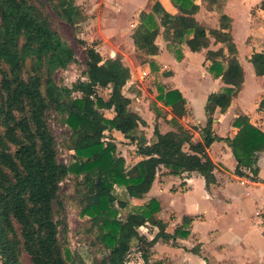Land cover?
I'll list each match as a JSON object with an SVG mask.
<instances>
[{
	"label": "trees",
	"instance_id": "obj_1",
	"mask_svg": "<svg viewBox=\"0 0 264 264\" xmlns=\"http://www.w3.org/2000/svg\"><path fill=\"white\" fill-rule=\"evenodd\" d=\"M202 1L214 10L219 0ZM172 2L177 13L169 12L160 1L151 12H140V23L132 36L137 51L147 55L151 68L157 70L154 56L160 53V34L178 61L185 57L184 47L193 52L206 50L208 71L226 86L208 96L207 123L193 126V130L179 121L187 114L183 93L160 86L158 100L171 108L169 123L175 130L163 133L157 122L149 141L142 129L147 122L133 110L125 92L132 78L130 67L118 58L104 59L96 43L77 37L86 54V79H79L72 87L57 83L56 73L75 62L76 52L53 27L45 8H51L77 34L84 20L77 0H0L2 264H26L25 255L32 264H127L135 240L145 264H163V259L152 258L153 247L159 241L179 247V239L190 236L194 217L185 216L169 232L160 218V200L151 198L134 206L132 199L147 196L162 168L174 175L197 172L205 178L207 188L217 182V165L207 151L222 139L214 132V114L217 109L225 112L230 107L241 91L245 72L233 36L232 17L222 13L219 27H214L197 19L201 6L196 0ZM258 7L264 9V0ZM212 43L223 47L210 49ZM249 61L255 73L264 76V50L253 52ZM99 88L110 90L107 99L99 94ZM104 110L113 111L114 116L107 117ZM259 110H264V99ZM156 112L157 119L167 114L157 106ZM56 118L70 131L65 146L74 153L67 163L59 160V143L52 127ZM234 126L239 131L226 142L238 162L236 173L243 176L244 169H250L258 175L264 131L248 115L237 117ZM114 130L136 144L140 160L128 165L115 140H105L106 132ZM194 130L200 131L203 141L193 142ZM161 147L181 153L182 164L165 162ZM81 173H86L83 182L77 178ZM70 177L82 207L81 216L88 217L90 231L103 252L93 263L85 262L69 246L60 191L61 183ZM123 209H129L125 217H121ZM143 227L147 232H140Z\"/></svg>",
	"mask_w": 264,
	"mask_h": 264
},
{
	"label": "crops",
	"instance_id": "obj_2",
	"mask_svg": "<svg viewBox=\"0 0 264 264\" xmlns=\"http://www.w3.org/2000/svg\"><path fill=\"white\" fill-rule=\"evenodd\" d=\"M167 1L169 2V0ZM261 1L262 0H255L251 8L244 3L247 6V11L243 8V13L240 15L239 19H236L228 10L223 12L233 19V36L239 50V60L244 68L245 81L241 91L238 96L233 99L230 107L225 112L217 109L214 114V132L222 139L215 141L207 151L211 159L217 165L215 169L217 182L211 185L210 188H207L205 178L197 172H185L181 175H174L169 173V170L166 169L164 177L159 178L157 175L153 187L145 199H132L134 203H139L140 201L144 202L151 198H157L162 205L160 218L163 221V214L169 209L175 213V216L177 215L174 222L175 227L182 223L185 216L194 217L190 236L196 235L201 249L202 246H208V242H213V240L207 242L206 239L202 238L201 233L196 229V225L201 224L205 226L208 223V219H216L215 217L219 220L223 219V229L214 228L212 230H215L214 240L216 242L217 240L222 242L219 244L223 245V252L221 253H223L224 264H264V151L261 152L258 157V175H254L250 169H244L245 175L241 176L236 173L238 162L232 148L226 142V138H233L238 133L239 129L234 126V122L240 115H248L251 122L264 131V110H259V104L264 99V82H261L264 81V76H258L255 73L254 66L252 68L248 63L253 52L264 50V9L258 7ZM170 2L169 6L164 7L171 13H177L178 9L174 6L172 0H170ZM196 2L201 6L196 17L199 21L206 22L198 18L199 14L203 9H206L208 12L214 10L208 9L206 3L202 0H196ZM206 23L214 27H219L220 24L219 22L217 24ZM249 37H252V42L250 43L248 42ZM220 47H223V44L212 43L210 49L217 50ZM166 48L169 55H171V61L179 65V75L187 71L186 69L189 68L190 65L196 64L195 62L186 61L188 57H198L202 61V65L200 66L202 77L199 81H205L207 87L201 91L199 97H197L192 87L187 86L182 80H179L177 74L171 77V84L164 87L166 90L179 89L187 99V114L179 119L180 123L192 130L193 126L203 127L206 125L208 119L205 110L208 96L211 93L221 91L226 85L221 78H215L208 71L207 68L210 63L206 61V50L193 52L187 47H184L185 57L183 60L178 61L168 50L167 42ZM159 56H161L160 53L154 57L160 68ZM163 85H166L165 82H163ZM256 89L257 91L255 92ZM247 90H251L252 93H255L251 100H246ZM125 92L126 95L129 96L127 91ZM156 101L158 102L156 106L166 110L167 114H161L157 119L156 108H154V125L158 122L163 133L175 130V127L169 123V120L172 118L171 108L165 106L161 101ZM202 110H204V113ZM140 116L147 122V126L142 127L143 130L146 128L150 130L153 126L152 132L149 136L147 135L148 140L151 141L154 125H152L150 119H147L145 116L143 117L141 114ZM114 131H116L115 133L118 135H123L120 131ZM126 141L130 142L129 139ZM201 141H203V138L200 131L194 130L193 142ZM163 148L164 147L160 148V155L165 162L182 164L181 153L176 151V153L166 152ZM185 150L188 151V148H185ZM140 159L141 157L138 160ZM177 184H182V188L175 191L174 189L178 187ZM196 184L202 189L199 196L195 194L193 189ZM221 190L223 194L218 195V192L221 193ZM192 195L193 198L191 197ZM164 201H168V204H165ZM182 201L186 202L187 205L192 202L191 207L190 205L188 206V213L185 210H174L175 208H173L172 202L177 203ZM219 205H223V208L218 209L217 206ZM164 222L167 225V222ZM172 226H168L167 231L172 232L175 229L174 227L173 230L170 231L169 229ZM189 237L186 239H179L180 246L174 247L178 249L185 248L182 241H187ZM188 250L192 252L190 253V257H192L193 253L198 256L196 259L192 257L191 263L193 262L194 264L195 261H197V263L200 264H210L205 257L201 256V251L197 253L199 248L196 249L195 252L192 251L195 250V248H188ZM156 259H163L165 262L164 258ZM0 264H2L1 261Z\"/></svg>",
	"mask_w": 264,
	"mask_h": 264
},
{
	"label": "rangeland",
	"instance_id": "obj_3",
	"mask_svg": "<svg viewBox=\"0 0 264 264\" xmlns=\"http://www.w3.org/2000/svg\"><path fill=\"white\" fill-rule=\"evenodd\" d=\"M33 1L37 2V0ZM156 1L162 2L165 7L169 6L170 2V0L169 2L167 0H77V3L84 10V20L80 25L77 34L72 30L71 26L53 12L51 8L46 7L45 11L50 15L53 27L71 43L76 52L75 62L56 73L55 79L57 83L72 87V85L79 79H86L84 77L86 54L84 47L77 43L78 37L86 40L89 44L96 43L97 48L104 59L118 58L130 67L132 78L126 90L127 94L132 98L133 109L138 111L143 117L145 116L147 119H150L152 125L155 123V113L153 109L156 108V105L158 104L156 100H158V95L160 94V86H169L171 84V77L176 74L179 80H182L187 86L192 87L197 97H199L201 91L207 87L205 81H199L202 77L200 67L202 65L201 59L198 57H188L186 61L195 62L196 64L190 65V67L186 69L187 71L180 73L179 75V65L171 61V55H169L166 48L167 41L165 40L164 35L160 34L157 38V43L160 47L161 56H159L160 58L158 57V60H160L161 66L160 68L158 66V69L155 70L154 68H151L149 64V57L137 51L134 45L132 36L135 28L140 23V12L143 10L151 12ZM254 1L255 0H219L214 11L208 12L206 9H203L198 18L210 24H217L219 22V16L228 10L229 13L236 17V19H239L240 15L243 13V8L247 11V6L251 8ZM248 42H252V37H249ZM248 63L253 68V64L249 60ZM163 82H165L166 85H163ZM256 91L257 89L255 92ZM109 92L110 90L107 88H99V94L105 99L109 97ZM253 94L255 93H252L251 90H247L246 100H251ZM74 95L78 96L79 94ZM202 112L204 113V110H202ZM104 113L107 117L114 116V112L110 110H104ZM52 127L59 143V160L67 163L70 161L71 154L74 153V151L67 149L65 146L70 134L69 128L61 123L60 118L53 119ZM145 130L149 136L153 130V126L150 130H147V128ZM115 132L116 131H107L105 140H115L118 152L126 157L128 165H132L140 158L137 153L136 144L126 141L127 139H125L124 135H118ZM163 149L166 152L176 153L166 147ZM165 172L166 168H162L158 173L159 178L164 177ZM77 178L78 181L83 182L86 179V173H81ZM180 188H182V184H179L174 190L178 191ZM193 189L197 196L201 194L202 189L197 184L194 185ZM74 190L73 177L65 179L61 183L60 194L65 204V215L69 227V246L71 250L79 254L85 262L93 263L94 260H97L102 256L103 252L101 247L95 242V233L90 231L88 217L81 216L82 207ZM220 194H223L222 190L221 193L218 192V195ZM191 197L193 198V195ZM144 202L140 201L139 203H134L132 201V204L134 206H141ZM164 203L168 204V201H164ZM172 205L173 208H175L174 210H185L188 213V206L190 205L191 207L192 202L188 205L183 201L177 203L172 202ZM217 208L222 209L223 205H219ZM128 210L129 209H123L121 211V217H125ZM176 217L177 215L175 216V213L170 211V209L167 212H164L163 219L167 222V230L168 226L172 225L173 226L170 227L169 230H173ZM215 218L216 219H208V223L205 226L201 224L196 225V229L201 233L202 238L206 239L207 242L213 240V242H208V246H202L201 249V245L199 246V241L196 235L190 236L187 241H182L185 248L181 249L174 247L171 243L159 241L152 249V258H164V264H193V262L191 263V258L193 257L196 259L198 256L193 253L192 257H190V253L192 252H190L188 248H199L198 251H201V256L205 257L210 264H224L223 253H221L223 252V245L219 244L222 242H219L218 240L216 242L214 240L215 230H212L214 228L223 229V219L219 220L217 217ZM154 230H156L154 232H157L158 229ZM140 232H147V228H141ZM153 234L154 233H152V235ZM137 244L138 242L135 240L133 242V249L128 256L129 262H127V264H145L141 252L138 250ZM192 251L195 252V250ZM24 260L26 264H32L27 255L24 256ZM194 264L200 263L195 261Z\"/></svg>",
	"mask_w": 264,
	"mask_h": 264
}]
</instances>
